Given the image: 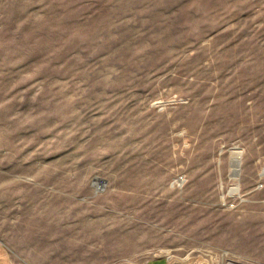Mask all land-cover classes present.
<instances>
[{"label": "rangeland", "instance_id": "rangeland-1", "mask_svg": "<svg viewBox=\"0 0 264 264\" xmlns=\"http://www.w3.org/2000/svg\"><path fill=\"white\" fill-rule=\"evenodd\" d=\"M263 167L264 0H0L18 261L264 264Z\"/></svg>", "mask_w": 264, "mask_h": 264}, {"label": "built area", "instance_id": "built-area-1", "mask_svg": "<svg viewBox=\"0 0 264 264\" xmlns=\"http://www.w3.org/2000/svg\"><path fill=\"white\" fill-rule=\"evenodd\" d=\"M263 187H264V167L259 172V179L257 181L255 190L261 189ZM231 193L234 194L233 196H236V194H237L236 192H230V194ZM211 253H212L211 250H207V249L200 250L196 256L192 257L193 262H195L197 264H200V263L204 264L205 260H207V257L210 256ZM225 254L227 255L228 253H225ZM172 256H173L172 254H166L165 255L168 264L172 262ZM231 262H233V261L230 260L228 263L230 264ZM233 264H235V263L233 262Z\"/></svg>", "mask_w": 264, "mask_h": 264}, {"label": "crops", "instance_id": "crops-1", "mask_svg": "<svg viewBox=\"0 0 264 264\" xmlns=\"http://www.w3.org/2000/svg\"><path fill=\"white\" fill-rule=\"evenodd\" d=\"M16 254L6 238L0 234V264H27L17 260Z\"/></svg>", "mask_w": 264, "mask_h": 264}, {"label": "bare ground", "instance_id": "bare-ground-1", "mask_svg": "<svg viewBox=\"0 0 264 264\" xmlns=\"http://www.w3.org/2000/svg\"><path fill=\"white\" fill-rule=\"evenodd\" d=\"M231 152H232V171L230 173L231 177L234 179H238L239 178V173H240V163H241V154L242 151H240L238 149V147H233L231 148ZM97 187H100V182H95L94 183ZM239 189V185L238 184H234L233 186L230 187V191L229 192H237Z\"/></svg>", "mask_w": 264, "mask_h": 264}]
</instances>
